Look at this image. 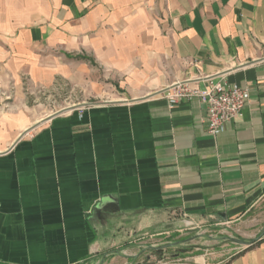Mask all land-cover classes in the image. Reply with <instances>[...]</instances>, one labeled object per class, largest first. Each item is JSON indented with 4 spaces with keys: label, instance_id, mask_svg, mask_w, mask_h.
<instances>
[{
    "label": "crops",
    "instance_id": "1",
    "mask_svg": "<svg viewBox=\"0 0 264 264\" xmlns=\"http://www.w3.org/2000/svg\"><path fill=\"white\" fill-rule=\"evenodd\" d=\"M210 81L250 92L217 136L200 98L168 97ZM68 87L101 99L28 110ZM146 248L264 264V0H0V264Z\"/></svg>",
    "mask_w": 264,
    "mask_h": 264
},
{
    "label": "rangeland",
    "instance_id": "2",
    "mask_svg": "<svg viewBox=\"0 0 264 264\" xmlns=\"http://www.w3.org/2000/svg\"><path fill=\"white\" fill-rule=\"evenodd\" d=\"M97 72V78L95 80L99 81L100 85H107L106 83L108 82L105 81L104 77H100L101 73L99 71ZM92 92L71 89L70 87H68V89H58L55 92H52L51 90L43 91L34 95L32 99L29 98L31 96H28L27 98H29L30 101L27 106L30 112H33L38 116H44L75 104L100 101L101 98ZM207 234L218 235L219 237H224L226 240H229L220 245H217V243H208V249H218L217 247L222 245H225L224 248L235 246L233 244V240L237 239L235 234L228 235L226 233L219 234L217 232H209ZM204 248L206 249L207 247ZM160 250L161 249L154 250L152 248H146L139 256L133 260H129V264H198L195 260H187L185 258L186 255L180 254L179 252L174 251L173 253L176 255L170 257L165 255L164 250ZM160 252H163L162 257H159ZM193 253L200 254L202 251H193ZM193 253L188 254L193 255Z\"/></svg>",
    "mask_w": 264,
    "mask_h": 264
},
{
    "label": "built area",
    "instance_id": "3",
    "mask_svg": "<svg viewBox=\"0 0 264 264\" xmlns=\"http://www.w3.org/2000/svg\"><path fill=\"white\" fill-rule=\"evenodd\" d=\"M168 97L171 104L183 99L200 98L208 108V132L217 136L228 121L242 112L250 98V92L246 88L227 85L221 81H210L204 89L178 82L172 86V93H169Z\"/></svg>",
    "mask_w": 264,
    "mask_h": 264
},
{
    "label": "water",
    "instance_id": "4",
    "mask_svg": "<svg viewBox=\"0 0 264 264\" xmlns=\"http://www.w3.org/2000/svg\"><path fill=\"white\" fill-rule=\"evenodd\" d=\"M79 106H80V105H73V106L65 107V108H63V109H61V110L55 112L54 114L48 116V117L45 118V119H50V118H52V117L55 116V115L61 114V113H63V112H66L67 110H70V109H73V108H77V107H79ZM45 119H43L42 121H44ZM40 123H41V122H38V123L35 124L34 126H31V127L28 128L27 130H25V131L21 134L20 138H22L25 134H27L28 132H30L31 130H33V129H34L35 127H37Z\"/></svg>",
    "mask_w": 264,
    "mask_h": 264
},
{
    "label": "trees",
    "instance_id": "5",
    "mask_svg": "<svg viewBox=\"0 0 264 264\" xmlns=\"http://www.w3.org/2000/svg\"><path fill=\"white\" fill-rule=\"evenodd\" d=\"M163 249L161 248V250L160 251H162ZM162 255H163V252H160L159 253V257H162ZM161 259V258H160Z\"/></svg>",
    "mask_w": 264,
    "mask_h": 264
}]
</instances>
